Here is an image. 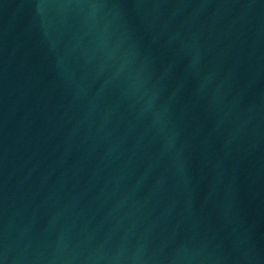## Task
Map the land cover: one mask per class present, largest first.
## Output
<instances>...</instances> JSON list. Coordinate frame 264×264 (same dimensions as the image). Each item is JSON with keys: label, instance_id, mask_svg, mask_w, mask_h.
Masks as SVG:
<instances>
[{"label": "water", "instance_id": "1", "mask_svg": "<svg viewBox=\"0 0 264 264\" xmlns=\"http://www.w3.org/2000/svg\"><path fill=\"white\" fill-rule=\"evenodd\" d=\"M264 151V0H0V264H233Z\"/></svg>", "mask_w": 264, "mask_h": 264}]
</instances>
